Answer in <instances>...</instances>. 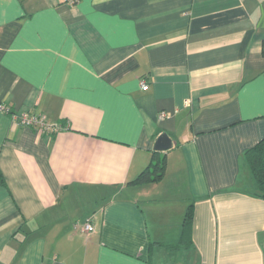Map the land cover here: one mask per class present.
I'll use <instances>...</instances> for the list:
<instances>
[{
  "label": "crops",
  "instance_id": "0c3cea01",
  "mask_svg": "<svg viewBox=\"0 0 264 264\" xmlns=\"http://www.w3.org/2000/svg\"><path fill=\"white\" fill-rule=\"evenodd\" d=\"M263 40L264 0H0V264H264Z\"/></svg>",
  "mask_w": 264,
  "mask_h": 264
},
{
  "label": "trees",
  "instance_id": "16d2710c",
  "mask_svg": "<svg viewBox=\"0 0 264 264\" xmlns=\"http://www.w3.org/2000/svg\"><path fill=\"white\" fill-rule=\"evenodd\" d=\"M262 52L264 54V40ZM161 152L152 150L151 159L147 166L133 180L136 183L157 182L162 179L165 172V157ZM245 158L254 180V194L264 199V137L255 145L245 151ZM193 219V205L190 203L184 213L181 224V236L178 244H166L168 247L186 245L191 240V227Z\"/></svg>",
  "mask_w": 264,
  "mask_h": 264
},
{
  "label": "built area",
  "instance_id": "2783aa9c",
  "mask_svg": "<svg viewBox=\"0 0 264 264\" xmlns=\"http://www.w3.org/2000/svg\"><path fill=\"white\" fill-rule=\"evenodd\" d=\"M66 1H68L69 3H74L77 0H66ZM141 85H142V89L147 88V84L144 81L141 82ZM12 116L14 121L22 124L35 125L46 128L49 127L48 124L45 123V116L43 114H35V113H30L28 111H22L17 114L14 113ZM165 116H166L165 112L162 111L159 113L158 118L162 119ZM81 230L85 233H90L91 231L94 230V226L89 222H85L81 227Z\"/></svg>",
  "mask_w": 264,
  "mask_h": 264
},
{
  "label": "water",
  "instance_id": "95a60500",
  "mask_svg": "<svg viewBox=\"0 0 264 264\" xmlns=\"http://www.w3.org/2000/svg\"><path fill=\"white\" fill-rule=\"evenodd\" d=\"M171 146V138L166 132L160 133L153 143V149L160 152L168 150Z\"/></svg>",
  "mask_w": 264,
  "mask_h": 264
},
{
  "label": "rangeland",
  "instance_id": "374dc122",
  "mask_svg": "<svg viewBox=\"0 0 264 264\" xmlns=\"http://www.w3.org/2000/svg\"><path fill=\"white\" fill-rule=\"evenodd\" d=\"M161 157L163 156V153L161 152V155H160Z\"/></svg>",
  "mask_w": 264,
  "mask_h": 264
}]
</instances>
